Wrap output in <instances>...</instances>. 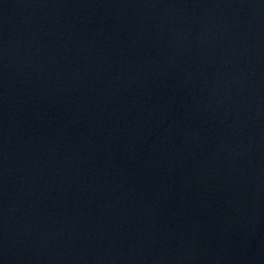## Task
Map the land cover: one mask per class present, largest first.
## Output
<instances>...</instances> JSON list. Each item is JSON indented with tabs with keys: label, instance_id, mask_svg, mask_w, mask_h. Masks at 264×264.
<instances>
[{
	"label": "water",
	"instance_id": "obj_1",
	"mask_svg": "<svg viewBox=\"0 0 264 264\" xmlns=\"http://www.w3.org/2000/svg\"><path fill=\"white\" fill-rule=\"evenodd\" d=\"M0 264H264V0H12Z\"/></svg>",
	"mask_w": 264,
	"mask_h": 264
}]
</instances>
